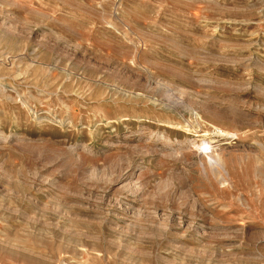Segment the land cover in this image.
<instances>
[{
    "label": "rangeland",
    "instance_id": "obj_1",
    "mask_svg": "<svg viewBox=\"0 0 264 264\" xmlns=\"http://www.w3.org/2000/svg\"><path fill=\"white\" fill-rule=\"evenodd\" d=\"M0 264H264V0H0Z\"/></svg>",
    "mask_w": 264,
    "mask_h": 264
}]
</instances>
